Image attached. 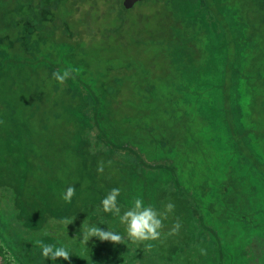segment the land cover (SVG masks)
I'll return each instance as SVG.
<instances>
[{
    "label": "trees",
    "instance_id": "obj_1",
    "mask_svg": "<svg viewBox=\"0 0 264 264\" xmlns=\"http://www.w3.org/2000/svg\"><path fill=\"white\" fill-rule=\"evenodd\" d=\"M81 1L0 0V238L21 264H264V73L254 91L224 62L231 52L230 66L239 62L237 44H264V0H190L178 10L207 44H219L218 55L208 75L181 86L176 115L157 101L145 124L116 96L124 68L93 75L69 45L33 44L43 33L51 40L45 11L67 3L75 13ZM65 69L70 77L58 83L52 73ZM181 101L223 136L207 145L211 163L202 156L193 164L168 144L187 131ZM68 185L75 193L66 202ZM113 187L121 211L136 197L159 211L174 204L157 239L130 241L119 217L102 211ZM97 223L124 240L85 241ZM45 245L65 248L69 259L46 256Z\"/></svg>",
    "mask_w": 264,
    "mask_h": 264
},
{
    "label": "rangeland",
    "instance_id": "obj_2",
    "mask_svg": "<svg viewBox=\"0 0 264 264\" xmlns=\"http://www.w3.org/2000/svg\"><path fill=\"white\" fill-rule=\"evenodd\" d=\"M189 1L142 0L125 9L115 0H83L82 5H77V11L71 14L67 3H61L41 16L52 20L53 26L47 28L52 31L51 40L48 42L49 36L43 33L46 36L44 42L33 44L69 45L78 51L77 60L84 63L93 75L109 69V77L110 72L124 68L121 78L124 82L116 96L126 107L137 106L136 122L145 124L149 122V113L157 101L164 102L167 112L176 115L173 104L180 103L181 86L208 75L212 56L218 55L219 44H207L208 36L201 28L180 16L178 10H184ZM222 6L227 5L222 2ZM222 46L231 52L232 44ZM237 46V57L243 63L231 67L227 61L234 60V56L229 53L224 61L228 72L257 91L264 73V44ZM191 92L189 89L185 97L193 102L195 94ZM182 101L177 114L188 124L187 131L168 138V144L176 147L178 155L185 152L186 159L193 164L202 156L211 163L215 150L207 145L220 143L223 136L204 124L199 109L185 108ZM230 119L227 111L223 115L227 126ZM167 120L170 125H177V121L172 123V118ZM0 245L3 248L0 264H21L1 238Z\"/></svg>",
    "mask_w": 264,
    "mask_h": 264
},
{
    "label": "clouds",
    "instance_id": "obj_3",
    "mask_svg": "<svg viewBox=\"0 0 264 264\" xmlns=\"http://www.w3.org/2000/svg\"><path fill=\"white\" fill-rule=\"evenodd\" d=\"M70 70L65 69L63 71H54L52 73L53 78L58 83H63L67 78L70 77ZM96 171L102 173L104 171V164L100 163L97 166ZM75 193L73 186L68 185L65 187L62 199L64 201H70ZM121 189L119 187L111 188L105 196L102 197L100 205L102 211L105 213H112L114 216L119 217L120 223L126 228V236L130 241L142 242L147 240H155L160 236V230L163 227L162 220L170 213L174 204L168 202L164 205V210L159 211L151 205H146L142 198L136 197L131 201L129 207L121 211V206L118 203V197L120 196ZM67 225V224H66ZM97 224H90L87 227V238L96 237L100 241H110L118 243L124 240V236L115 229H100ZM177 223L173 231L179 228ZM44 254L50 255L52 258L60 257L64 260H68L70 255L65 248L53 249L50 245L43 247Z\"/></svg>",
    "mask_w": 264,
    "mask_h": 264
},
{
    "label": "water",
    "instance_id": "obj_4",
    "mask_svg": "<svg viewBox=\"0 0 264 264\" xmlns=\"http://www.w3.org/2000/svg\"><path fill=\"white\" fill-rule=\"evenodd\" d=\"M140 1H142V0H122L121 5L123 8L129 9Z\"/></svg>",
    "mask_w": 264,
    "mask_h": 264
}]
</instances>
